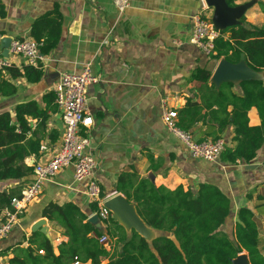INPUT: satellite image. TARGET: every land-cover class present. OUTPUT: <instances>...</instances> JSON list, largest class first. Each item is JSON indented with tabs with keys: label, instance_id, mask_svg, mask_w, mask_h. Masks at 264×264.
<instances>
[{
	"label": "crops",
	"instance_id": "1",
	"mask_svg": "<svg viewBox=\"0 0 264 264\" xmlns=\"http://www.w3.org/2000/svg\"><path fill=\"white\" fill-rule=\"evenodd\" d=\"M232 8L239 9L232 22L241 23L245 17L249 23L264 24V0H234ZM215 10L208 0H131L124 11L116 7L115 0H0V43L5 39H35L33 24L48 12H52L62 28L58 45L45 54L40 68L43 76L38 82L0 70L3 78L16 89L13 94H0V113L14 114L19 104L30 101L45 109L44 96L55 92V85L63 73H79L91 64L93 73L101 78L88 88V107L93 117L91 147L98 163L96 177L102 193L109 198L124 195L115 190L117 181L123 174L134 171L156 186L163 185L171 190L179 185L197 189L202 182L216 184L233 202V211L220 231L229 233V227L235 231L238 211L247 206L257 216L261 247L264 146L252 163L255 165L252 169L247 168L251 164H233L222 158L206 161L193 157L162 119L164 101L178 110L185 106L188 98L201 97L202 84L192 79L196 69L210 70V83H214L213 76L224 58L205 54L191 38L193 16L204 14L217 27ZM217 28L222 31L224 26ZM12 61L24 72L27 64L22 58L12 57ZM252 71L253 78L264 81V70ZM51 105H56L55 100ZM249 119L251 126L261 125L256 107L250 109ZM28 120L33 126L37 123L32 117ZM206 129L197 124L194 133L190 132L197 141L214 140L211 136L204 137ZM53 130L59 134L58 139L53 141L48 135L42 141L47 149L42 150L41 145L40 156L27 158L28 165L47 162L59 150L64 131L59 109L51 113L48 121L47 131ZM234 130L230 125L221 134L225 145H236ZM27 135L32 137V131ZM32 175L33 172L22 180H0V192L9 194L19 188L22 191ZM70 201L80 205L90 217L91 202L85 193V184L75 181L71 166L45 184L43 192L20 214L10 234L0 241V252L5 253L0 256V264H10L14 256L12 247L19 243L29 246L28 238L40 220L44 221L47 237L58 253V245L68 237L42 212L50 202L62 205ZM95 226L105 231L107 224L98 220ZM147 229L146 235H142L149 242L164 233L149 226ZM112 249L111 253L117 254L122 245Z\"/></svg>",
	"mask_w": 264,
	"mask_h": 264
},
{
	"label": "trees",
	"instance_id": "2",
	"mask_svg": "<svg viewBox=\"0 0 264 264\" xmlns=\"http://www.w3.org/2000/svg\"><path fill=\"white\" fill-rule=\"evenodd\" d=\"M227 2L234 5V0ZM61 32V23L52 17V12L38 18L32 27V36L42 43L43 54L58 45ZM214 51L216 59L224 58L237 64L244 57L251 69L264 70V24L255 25L242 17L241 23L221 31V36L215 39ZM5 70L14 77L25 76L33 82L43 76L42 69L30 65L24 66V72L14 65ZM192 79L202 84L201 97L197 100L188 98L185 106L178 109L179 126L194 133V126L201 124L207 127L204 137L217 140L233 125L236 145H226L221 158L233 164L254 163L264 146V81H228L217 86L210 83L211 71L202 68L195 70ZM15 92V87L0 71V94ZM55 97V92L44 96L45 109L30 101L19 104L14 114L0 113V180H22L29 176L34 167L28 165L26 159L40 156L42 141L48 135L53 141L58 139L56 131H47L51 113L58 111L56 105H51ZM252 107L257 108L261 125H250ZM30 117L37 121L35 126L28 120ZM28 131H32V137L27 135ZM115 190L134 204L147 226L164 233L149 242L135 229L128 233L114 216L108 218L106 230L101 231L88 220L89 215L77 203L50 202L44 207L43 216L61 227L68 240L58 245L56 253L47 235L40 230L34 231L28 238L29 246L19 243L12 247L14 256L9 263L72 264L78 257L84 264H234V259L246 253L250 264H264L260 228L251 208L243 206L239 209L233 237L220 231L233 211V202L216 184L202 182L197 189L179 185L171 190L163 185L156 186L149 178L140 177L134 171L123 174ZM21 194L20 188L9 194L0 192V213L10 207L13 197H21ZM96 210L98 204L91 203L90 215ZM103 234L121 244V251L113 254L103 247L98 239ZM4 254L0 252V256ZM106 259L108 261L104 263Z\"/></svg>",
	"mask_w": 264,
	"mask_h": 264
},
{
	"label": "built area",
	"instance_id": "3",
	"mask_svg": "<svg viewBox=\"0 0 264 264\" xmlns=\"http://www.w3.org/2000/svg\"><path fill=\"white\" fill-rule=\"evenodd\" d=\"M115 5L124 11L131 5V0H115ZM191 42L197 45L205 54L214 56L216 53L215 39L221 36V31L204 14L198 13L192 18ZM3 41L0 43V70L12 66V57L22 58L27 65L41 68L45 60L42 43L33 38L11 39L8 56L3 54ZM101 80L93 73L91 64H87L81 72L63 73L55 85V103L62 115L64 131L59 150L47 162L32 164L34 167L31 181L22 189L21 197H13L10 207H5L0 213V241L6 238L17 224L20 214L36 199L49 181H52L64 168H74L76 182L85 184V193L91 203L98 204V210L90 217L97 215L106 224L113 211L106 206L110 199L103 196L101 186L96 177L97 160L91 147V128L93 117L88 107V88ZM162 119L167 128L179 138L190 150L193 157L206 161H216L221 158L226 145L223 139L197 141L190 131L182 129L178 124V110L169 107L164 101ZM19 132V131H17ZM47 146L42 145V150ZM89 217V218H90ZM100 244L112 251L114 242L107 234L99 238ZM40 253H44L43 250ZM1 260V259H0ZM72 264H84L75 257Z\"/></svg>",
	"mask_w": 264,
	"mask_h": 264
},
{
	"label": "water",
	"instance_id": "4",
	"mask_svg": "<svg viewBox=\"0 0 264 264\" xmlns=\"http://www.w3.org/2000/svg\"><path fill=\"white\" fill-rule=\"evenodd\" d=\"M208 2L210 5H213L216 7L214 22L216 23L217 27L224 26V29H225L226 27H228L230 25L238 24V23L232 22V20L239 13V9L232 8V6H230L228 4L227 0H208ZM2 41L4 43L3 54L5 56H8L7 47L9 46L11 39H5ZM242 63L245 64L246 69L253 75V71H252L253 69H251L247 65L244 57H242V60L237 64H232V63L228 62L226 59H223L220 62L219 66H218V68H217V70L213 76L214 84L217 86H220L223 82H228V81L238 83V82L243 81V80L258 79V78H253L252 75L250 77H246V78H242V79H238V80H232V79H229L228 76H226L228 72H240L241 70H240L239 66ZM254 167H255V165H252V164L247 166V168H250V169H252ZM106 206L113 211V216L117 221L120 222L119 217L117 215V213H120L129 223H131L133 225L131 227V229H135L138 233H140V232L136 228V225H143L144 227H147L146 223L138 215L134 204L129 203L127 198L124 195L120 194V195H117V196L110 198L106 202ZM98 220H99V218L97 215H94L93 217L89 218V221L94 225L96 224V222ZM36 230H40L41 232L45 233L49 237V234L46 231H44V227H42V226H38L36 228L34 227V231H36ZM247 262L249 263V259H248V255L245 253L239 255L236 259L233 260L234 264H246Z\"/></svg>",
	"mask_w": 264,
	"mask_h": 264
},
{
	"label": "bare ground",
	"instance_id": "5",
	"mask_svg": "<svg viewBox=\"0 0 264 264\" xmlns=\"http://www.w3.org/2000/svg\"><path fill=\"white\" fill-rule=\"evenodd\" d=\"M240 68V72H228L226 76L229 77V79L232 80H238V79H242V78H246V77H250L252 74L246 69V66L244 63L240 64L239 66ZM120 222L127 227L128 229H130L133 225L131 223H129L120 213H117ZM38 226H42L44 227V231H46L48 233V229L47 227L44 225V221L40 220L38 221L34 227H38ZM136 228L138 229V231L143 234L146 235L147 233V227H144L143 225H136ZM49 234V233H48ZM145 237V236H144ZM246 264H249L248 262Z\"/></svg>",
	"mask_w": 264,
	"mask_h": 264
},
{
	"label": "rangeland",
	"instance_id": "6",
	"mask_svg": "<svg viewBox=\"0 0 264 264\" xmlns=\"http://www.w3.org/2000/svg\"><path fill=\"white\" fill-rule=\"evenodd\" d=\"M121 223V222H120ZM107 224V223H106ZM123 225V224H122ZM53 227L55 228V226L53 225ZM125 227V226H124ZM127 230H128V232H130L131 231V228L130 229H128L127 227H125ZM227 233V232H226ZM231 237H233L234 236V228H232L231 230H230V227H229V233H228ZM53 237H54V235H53ZM52 240L54 241V238H52ZM54 243H56V242H54ZM118 246H119V244L116 242V241H114V249H118ZM261 248H262V250H263V253H264V231H263V236H262V240H261ZM246 254V253H245Z\"/></svg>",
	"mask_w": 264,
	"mask_h": 264
}]
</instances>
